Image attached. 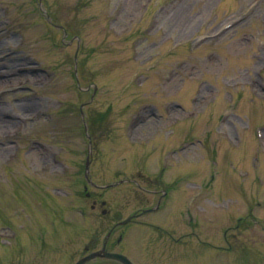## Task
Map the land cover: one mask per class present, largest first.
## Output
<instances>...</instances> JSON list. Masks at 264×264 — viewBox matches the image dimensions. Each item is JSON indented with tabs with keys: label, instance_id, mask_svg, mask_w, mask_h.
<instances>
[{
	"label": "rangeland",
	"instance_id": "374dc122",
	"mask_svg": "<svg viewBox=\"0 0 264 264\" xmlns=\"http://www.w3.org/2000/svg\"><path fill=\"white\" fill-rule=\"evenodd\" d=\"M89 150L98 183L174 181V219H158L194 234L163 246L168 262L264 264V0H0V258L36 257L30 229H105L70 207ZM115 192L100 196L141 194Z\"/></svg>",
	"mask_w": 264,
	"mask_h": 264
},
{
	"label": "flooded vegetation",
	"instance_id": "af4514ba",
	"mask_svg": "<svg viewBox=\"0 0 264 264\" xmlns=\"http://www.w3.org/2000/svg\"><path fill=\"white\" fill-rule=\"evenodd\" d=\"M147 191L148 195L143 196L138 204L127 206L130 208L128 214L136 216L131 219L136 226L152 224L140 219L142 210L156 206L154 210L158 212V189L148 188ZM86 195L89 196L90 192ZM150 196L157 198L155 206H152ZM98 197L90 207L94 212L99 208L102 214L112 215L109 229H30L29 238L35 244L33 254L37 256L0 258V264H74L78 261H82L81 264H123L112 258L110 253L125 254L135 264H144V261L145 264H149V261L158 264V229H120L121 226L116 224L124 209H113L112 204L109 206L107 201L101 199L98 203ZM223 237L226 241V229Z\"/></svg>",
	"mask_w": 264,
	"mask_h": 264
}]
</instances>
